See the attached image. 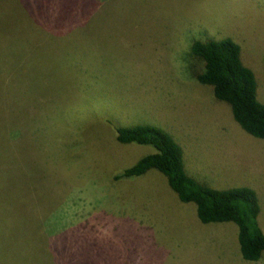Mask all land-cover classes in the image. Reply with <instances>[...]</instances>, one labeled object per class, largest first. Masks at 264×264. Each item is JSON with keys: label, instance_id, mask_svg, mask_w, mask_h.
Returning <instances> with one entry per match:
<instances>
[{"label": "rangeland", "instance_id": "1", "mask_svg": "<svg viewBox=\"0 0 264 264\" xmlns=\"http://www.w3.org/2000/svg\"><path fill=\"white\" fill-rule=\"evenodd\" d=\"M28 2L0 0L3 264H264L242 258L235 223L203 224L163 173L115 178L155 152L118 142L117 129L157 126L201 182L256 190L264 232V140L197 80L205 63L191 52L234 40L264 103V0H36L33 17L4 11Z\"/></svg>", "mask_w": 264, "mask_h": 264}, {"label": "trees", "instance_id": "2", "mask_svg": "<svg viewBox=\"0 0 264 264\" xmlns=\"http://www.w3.org/2000/svg\"><path fill=\"white\" fill-rule=\"evenodd\" d=\"M17 5L22 6L23 3ZM35 7L40 8L36 0H29L25 9L13 6L4 11L7 13L9 10L13 19L19 12L33 17ZM42 8L43 14L47 12L45 4ZM2 27L5 24L0 25V30L4 31ZM191 52L205 63L204 71L197 75V80L212 87L215 97L230 106L234 119L245 132L264 140V103L258 97L255 73L242 60L240 45L231 38L196 41ZM117 140L123 144L149 145L154 147L155 152L117 174L116 180L142 177L151 170L163 173L182 203L196 205L198 218L203 224L232 222L238 226L240 252L244 260L258 262L264 258V232L259 222L261 206L256 190L251 187L221 190L201 182L186 170L183 147L171 133L157 126L119 127ZM5 175L6 172L1 169L0 176ZM3 237L0 238V264L8 257L5 252L10 251ZM13 257L16 258V255ZM28 259V255L22 256L18 262L26 263Z\"/></svg>", "mask_w": 264, "mask_h": 264}]
</instances>
